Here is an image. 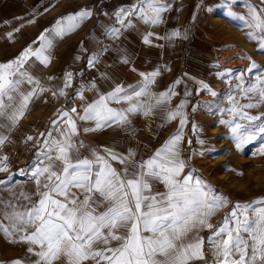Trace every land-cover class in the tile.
<instances>
[{
  "label": "snow or ice",
  "instance_id": "obj_1",
  "mask_svg": "<svg viewBox=\"0 0 264 264\" xmlns=\"http://www.w3.org/2000/svg\"><path fill=\"white\" fill-rule=\"evenodd\" d=\"M237 2L225 0L230 9ZM202 4L200 0L197 8ZM168 7L162 0H137L129 8H121L115 16L124 28L134 27L133 20L137 17L145 23L156 24L160 13ZM245 7L244 14L237 15L231 10L227 14L244 21L249 29L246 37L256 41L258 49L264 52V0H259V5L248 0ZM206 10L213 11L211 7ZM93 15L92 9L86 7L62 16L51 29L40 33L38 47L29 44L12 60L0 62V129L7 128L10 132L38 92L50 91L30 73L32 62L48 66L51 60L45 52L53 47L56 38L63 39ZM20 30L16 28L14 32ZM120 32V28L110 30L117 38ZM13 35L9 32L7 37L12 39ZM171 35L181 37L182 33L177 30ZM153 36L151 32L145 34L143 42L152 44L150 37ZM106 51L102 49L93 54L88 65L95 68L100 62L99 56ZM121 62L130 63L126 56ZM260 67L252 61L246 71L251 73ZM101 75L107 78L106 74ZM140 75L146 83L131 93L119 85L110 92L100 93L96 84L91 83L97 98L87 102L83 92L78 93L79 110L76 106L61 110L57 119L52 120L50 130L40 134L37 164L31 173L37 199L33 202L32 194L24 192L0 199V233L10 243L26 245V253L35 257L15 259L11 264H57L58 261L60 264H197L205 260L207 251L213 257L212 264H264V197L235 203L222 223H211L232 202L202 176L193 175L189 165L191 157L183 158L184 101L167 114L169 121L179 117L178 129L146 159L138 158L135 150L118 152L107 146L90 149V156L82 155L81 149L86 146L78 140L81 131L78 122L92 125L84 127V133L124 128L130 124V114L149 115L156 108L166 106L170 96L176 94L170 89L159 93L154 104H146L143 98L149 95L148 84L159 72ZM220 75L223 78L224 74ZM71 78V72L65 73L63 86L52 94L66 95L64 89L70 86ZM237 81L232 89L236 95L231 91L228 95L231 106L221 109L232 119H220L219 123L230 128L237 151L243 152L245 145L264 140V122L254 128L252 124L260 121L264 113L252 115L247 111L264 106V75H257L255 82H251L241 72ZM199 83L201 90L217 95L208 84ZM190 94L185 91V95ZM241 98L248 102L241 103ZM192 127L197 128L195 124ZM32 139L27 137L29 141ZM7 140L8 136L0 132V145ZM257 154L264 155V144L253 156ZM7 159L6 155L0 157V163ZM113 162L120 167H114ZM225 170L238 177L244 175L234 168ZM4 171L7 166H0V172ZM157 184L163 186V191ZM204 229L211 230L207 240L200 235Z\"/></svg>",
  "mask_w": 264,
  "mask_h": 264
},
{
  "label": "rangeland",
  "instance_id": "obj_2",
  "mask_svg": "<svg viewBox=\"0 0 264 264\" xmlns=\"http://www.w3.org/2000/svg\"><path fill=\"white\" fill-rule=\"evenodd\" d=\"M132 1L135 0H0V62L12 60L29 44L33 48L38 47L40 42L37 38L40 33L44 29H51L62 16L86 7L91 8L94 13L91 19L84 20L78 28L68 32L63 39L57 37L53 47L45 52L51 60L48 66L45 67L38 61L32 62L29 69L30 73L40 83L42 77L45 78L44 87L50 91L40 93L33 100L27 115L20 119L23 120L26 117L28 120L26 124H21V130L20 127L15 128L16 132L14 128L10 132L7 128L2 129V133L8 136V140L2 146L0 145V157L5 156L9 146L15 145L23 138L30 136L31 133L35 135L37 140L42 139L40 134H46L50 130L52 120L57 119L61 110L70 109L73 106L78 107L79 110L81 101L78 93L83 92L85 99H87L92 90L91 83H98L102 77L97 66L100 62L108 61V47L111 39L115 38L114 35L110 34V30L120 26L122 32L119 40L123 41L122 39H124L123 31L125 28L117 23L115 13L121 8H129L133 5ZM223 1L203 0V4L197 8L200 0H162V3L169 5V7L160 13L158 23H146L145 30L146 34L154 33V36L150 37L153 43L158 38L155 31L156 26L171 27L173 32L178 30L182 33L181 37L172 36L171 38L169 43L171 45V57L166 55L152 57L151 62L155 67L162 66L161 57L170 58L167 59L169 61L166 67H161L157 71L153 70L149 75L153 72H159V75L152 77L153 79H162L164 75V90L169 92L171 89L176 93L170 98L178 104L181 101L185 102L182 109L186 117L182 141L183 158L189 160L191 157L189 165L190 169L193 170V175L202 176L219 193L228 197L229 201L232 202L212 218L211 223L214 225L222 223L233 204H244L264 197V155L253 156L261 144H264V140L253 141L244 146L243 152H238L230 128L219 123L220 119H232L221 109L231 106L228 95L230 91L232 95H236L232 89L235 83L239 82L237 77L240 76V73L244 72L245 79L251 82H255L257 75H264V52L258 49L256 41L246 37L245 33L249 29L244 21L233 19L227 14L230 10L237 15L244 14L247 10L246 3L238 0L230 9L228 5L222 3ZM250 2L259 5L256 0H250ZM171 6L172 11L169 10ZM207 7H211L213 11L208 12ZM171 12L176 18L171 17ZM176 19L180 20L179 23ZM31 20H34L35 23H29ZM16 28H20V32H14ZM185 30L187 31L185 32ZM9 32L14 34L12 39L7 37ZM185 33L186 38L184 37ZM198 38L202 39L200 41L203 44H206L204 46L215 47V51L223 42L225 45L218 48L214 60L209 58L206 51H201L202 59L198 57L197 61L192 60L189 56L193 53L196 56L197 49L194 48L193 51L192 47ZM102 49H107V51L99 56L100 62L95 68L90 67L88 60L93 54L100 53ZM59 52H64L60 58L57 57ZM77 57L79 59H76ZM247 57H251V60ZM53 58H55V62H53ZM188 61L202 70L204 69L210 75L208 85L212 91L217 93L216 96H212L207 90H201L202 88L193 81L197 75L188 71L190 68V64H187ZM252 61L261 67L248 73L246 70ZM141 62L142 60L138 58V63L145 68L144 63ZM107 67L110 68L109 65ZM163 68H165L164 74L160 70ZM48 69H51L50 72ZM126 70L125 78H117L116 82L124 83L130 93L143 87L145 77L141 76L139 72L137 76L140 81L131 82L127 67ZM67 72L72 73V78L69 82L70 86L64 89L66 95L60 96L57 93L54 96L52 91L63 86ZM221 73L224 74L223 78H221ZM49 77L52 79L50 80ZM177 80H180L181 83L175 84ZM85 88H89V90L84 91ZM186 90L191 94L185 95ZM96 98L97 96H95ZM143 99L145 100L146 96ZM240 102L246 103L248 101L241 98ZM170 103L167 101L165 110L161 111L157 117H152L151 124L147 122L148 119L143 112H138L129 115L130 124L128 126L124 128L113 127L112 133L109 136H104V138L100 136L97 138V131L84 133V138L80 131L78 140L86 146L81 149L82 155L90 156V149H100L101 146H107L118 152L135 150L138 153V158L146 159L179 127V117L171 121L167 119V114L171 110ZM113 107L119 108L121 105L113 104ZM247 111L252 115H259L264 113V106ZM262 122H264V116L261 117L260 121L252 122L253 128ZM79 123L82 127L92 126L89 122L80 121ZM194 124L197 126L196 129L192 127ZM213 129H217L215 130L217 133H214ZM199 140H204L205 143L201 145ZM188 141L191 143L189 144ZM220 141H223L222 147L219 145ZM228 142L232 144V147L226 146ZM200 153L204 154L200 155ZM36 164L37 156L35 155L23 170L10 171L7 168V171L0 172V181H4L3 184H0V199H10L13 193L24 192L32 194L34 202L37 199L35 196L37 188L31 173ZM4 165L5 161L0 163V166ZM113 166L120 167L115 162H113ZM227 168L240 170L244 175L238 177L232 171H226ZM188 170L186 169V171ZM156 187L163 191L162 185L157 184ZM210 233V229H204L200 235L207 240ZM15 259L32 260L35 257L26 253V245L10 243L9 238L0 233V264H11ZM205 261L212 264L213 257L210 251L206 252L205 260L198 261L197 264H205ZM57 264L60 262L58 261Z\"/></svg>",
  "mask_w": 264,
  "mask_h": 264
},
{
  "label": "crops",
  "instance_id": "obj_3",
  "mask_svg": "<svg viewBox=\"0 0 264 264\" xmlns=\"http://www.w3.org/2000/svg\"><path fill=\"white\" fill-rule=\"evenodd\" d=\"M207 1H210V0H207ZM220 1H223V0H220ZM241 1L243 3H246L245 2L246 0H241ZM256 1L259 3V0H256ZM132 2H133L132 4H134L137 1L135 0V1H132ZM222 3L225 4V1H223ZM171 9H172V6H171V8L169 10H171ZM171 13H170L171 17L174 16L173 12H171ZM174 18H176V17L174 16ZM176 21H177V23H179L180 20L176 19ZM133 25H134V27H130V28H125L124 29V31H123L124 39H122L123 41L119 40L120 39V35H119V38H117L115 36V38L111 39L110 45L108 47V52H107L108 53V58H107L108 61L106 60V61L100 62V64L97 66V69L100 71L101 74L104 73V74L107 75V78L101 77L100 81H98V83H96V87L99 89L100 93L110 92L117 85L122 86L126 90H128V88L125 87L124 83L116 82L117 78H119V79L125 78V74H127L126 67L128 69V73H129V80L131 82H133L134 80H135V82L136 81H140V78L137 76V74L139 72H140V74L144 73L146 75H149V73L152 72L153 70L157 71V69H159L161 67H166V65H167V63L169 61L167 59H169L171 57V55H172L171 54V50H170L169 52H167L165 54L166 56H170L169 58H167V57L166 58H162L161 57L162 62L163 63L165 62V64L162 63V66L155 67L153 65V62H151L152 57H155L156 55H161V56L163 55V53L160 51L161 50V46L158 45L159 42H162V40H163V38L165 36L168 37V41L171 42V38H172L171 34L173 33V30L171 29V27H166V28L162 27L161 28V26H156V27L154 26L155 29H156L155 31L157 33L158 38H157V40L154 43L152 42V44L148 45V44H145L143 42L144 34H146V32H145L146 23L143 20L139 19V17H137L136 19L133 20ZM167 26H170V25L167 24ZM119 28H120V26H119ZM186 31L187 30H185V32ZM121 32H122V30H121ZM56 41H57V38H56ZM156 45H158L157 49H156V47H157ZM147 46H150V49H151L149 54L144 51V47H147ZM155 50H157V51H155ZM192 50L194 51V47H192ZM138 53H139V55H138ZM62 55H64V52H59L57 57L60 58ZM193 55H194V53L189 56V58L192 59V60L194 59ZM124 56H127L128 60L130 61L129 64H124V63L121 62L122 57H124ZM139 56H141V57H139ZM138 58H140L142 60L141 63H144L145 68L138 63ZM55 61H56L55 58H53V62H55ZM189 62L190 61L187 62L188 65H189ZM108 65H109L110 68L107 67ZM125 65H127V66L125 67ZM133 69H135V70H133ZM48 70H46V71H48ZM50 70H49V72H50ZM160 70L163 72L162 74H164L165 68L160 69ZM163 76H162V79L161 78H159V79H153L152 78V82L148 84V89H147L148 92H153L154 93V94L153 93L150 94V100L149 101H150L151 104L155 103V100H156V98H157L159 93L165 91L164 90V87H165L164 86L165 85L164 82L165 81L163 80ZM45 80L46 79L42 77V80H41V83H40V85L42 87H44ZM145 83H146V80H145ZM25 87L26 88H31L33 86L32 85H25ZM156 91H158L157 96H156ZM37 92H38V89H37ZM39 94L40 93L38 92V95ZM95 96H97V93H96L95 89H92L91 93L87 97L86 101L87 102H92L95 99ZM144 101L145 102L148 101L147 100V96H146V99ZM168 101L171 102L170 103V107H171L170 109L173 110V107L174 106L176 107V102H174L172 98L168 99ZM32 102L33 101H31L29 103L28 108L31 106ZM111 106H113V105H111ZM28 108L25 111L24 115H27ZM156 115H157L156 112L153 111L149 115V118L151 117L150 119L152 120V117H156ZM27 121L28 120L26 119V117L23 120H19L18 123L15 125L14 130H15V128H19V127H20V130H21L22 129L21 124L22 123L26 124ZM80 124L81 123L78 122V127L79 128L81 126ZM83 128L84 127L81 126L80 130H81V133H82L83 137L85 138L84 132L82 131ZM111 130H112V128L111 129L110 128H106V129L98 130L97 131L98 132L97 138H100V137L104 138V136H109L110 133H112V131H113V130L112 131ZM16 131L17 130H15V132ZM0 132H2V129H0ZM115 136H117V135H115ZM124 150H125V148H124Z\"/></svg>",
  "mask_w": 264,
  "mask_h": 264
},
{
  "label": "bare ground",
  "instance_id": "obj_4",
  "mask_svg": "<svg viewBox=\"0 0 264 264\" xmlns=\"http://www.w3.org/2000/svg\"><path fill=\"white\" fill-rule=\"evenodd\" d=\"M219 39V38H218ZM201 39H199L198 38V40H196V44L193 46L194 48H196L197 49V52H196V56H195V54L193 55V57H194V60H196L197 61V58L199 57V58H201V51H206V53L209 55V58L210 59H212V60H214L215 59V53H216V51L218 50V48H221L223 45H225V43L223 42L222 43V45H220V46H218L217 48H216V51H215V47H213V46H211V47H209V45H207V46H204V45H206V44H203L202 43V41H200ZM226 42H227V39H226ZM169 41H168V37H164L163 38V40H162V42H159V44L158 45H160L161 46V52L163 53V55H165L167 52H169L170 50H171V45H169ZM158 45H156L157 47H156V49L158 48ZM207 47V48H206ZM221 50V49H220ZM144 51L146 52V53H150V51H151V49H150V46H147V47H144ZM155 51H157V50H155ZM222 51V50H221ZM229 53V52H228ZM221 56V55H220ZM228 57V56H227ZM217 58V57H216ZM202 59V58H201ZM204 59V58H203ZM221 60V59H220ZM225 60V59H224ZM205 61H206V59H205ZM204 61V62H205ZM222 62V61H221ZM219 63V62H218ZM190 64V68H189V72H191L192 74H196L197 75V78L195 79V80H193L196 84H197V86L199 85L200 86V88H202V85L199 83L200 81H203L204 83H206V84H208V82H209V74L203 69H201L200 67H197V66H195V65H193L192 64V62H190L189 63ZM228 65H230V64H228ZM152 70V69H151ZM188 72V73H189ZM207 73V74H206ZM211 80H212V78H211ZM149 93V95L147 96V102H146V104H148V103H150V94H152L153 92H148ZM157 93H158V91H156V96H157ZM154 94V93H153ZM158 97V96H157ZM179 104L178 103H176V107L178 106ZM176 107H174L175 109H176ZM163 110H165V106H161V107H158V108H156L154 111L156 112V117L158 116V115H160L159 113L161 112V111H163ZM151 114V113H150ZM149 114V115H150ZM149 115H146L147 116V119H148V123L149 124H151L150 122L152 121L150 118H149ZM148 124V125H149ZM214 131V133H217V131H215V130H217V129H213ZM28 137V136H27ZM26 138V137H25ZM24 139V138H23ZM227 141V140H226ZM222 142L223 141H220L219 142V145L222 147L223 145H222ZM226 146H228V147H232V144L230 143V142H228L227 143V145Z\"/></svg>",
  "mask_w": 264,
  "mask_h": 264
},
{
  "label": "built area",
  "instance_id": "obj_5",
  "mask_svg": "<svg viewBox=\"0 0 264 264\" xmlns=\"http://www.w3.org/2000/svg\"><path fill=\"white\" fill-rule=\"evenodd\" d=\"M30 136L33 137L32 140L29 141L26 137L7 148L5 155L8 159L5 161V165L10 171L25 169L38 152V140L33 133Z\"/></svg>",
  "mask_w": 264,
  "mask_h": 264
}]
</instances>
